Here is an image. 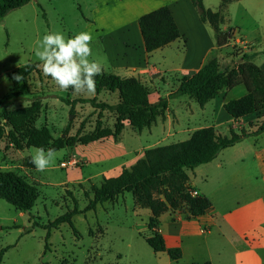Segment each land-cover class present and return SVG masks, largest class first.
<instances>
[{
  "label": "rangeland",
  "instance_id": "1",
  "mask_svg": "<svg viewBox=\"0 0 264 264\" xmlns=\"http://www.w3.org/2000/svg\"><path fill=\"white\" fill-rule=\"evenodd\" d=\"M215 3L219 0H207L209 5ZM130 4V0H32L11 11L0 20V104L11 92H17L21 98L11 105L15 109L29 105L34 98H41L42 109L35 126L47 127L55 138L92 133L98 119L104 127L114 128L115 113L96 109L83 100L97 97L98 101L115 104L119 101L117 92L73 95L71 89H59L50 77L44 76L40 67L29 77L26 86L14 88L8 74L28 63L39 62L40 65L34 50L37 42L50 32H61L67 38L82 31L90 32L93 38L90 59L96 60L105 43L106 35L102 29L109 30L113 20L128 10ZM263 4L264 0L235 1L231 13L234 19L241 18L246 5L262 13ZM236 35L241 38L240 34ZM230 50L222 58L221 69L240 74L239 80L244 81L246 55L236 46ZM160 74L153 69L142 79L152 99L160 92L165 96L176 89L172 80L164 84ZM183 98H173L164 115L159 116L163 127L156 122L139 131L126 123L117 138L76 144L56 151L54 162L43 172L37 171L31 162L36 147L19 150L8 138L0 141V171L16 172L36 185L39 191V197L29 211L18 210L0 199V252L6 249L0 256V264H168L167 254L156 253L146 242V237L151 235L146 207L136 202L132 192L99 204L93 210L86 208L93 197V185L120 174L124 167H130L143 157L146 149L183 141L181 139L187 137L185 127H178L181 122L185 123L190 107L182 102ZM66 100L74 103L69 104ZM199 119L201 125L209 122H204L200 116ZM263 121L264 118L248 124L246 119L236 124L226 122L220 124L218 131L225 135L230 134V129L255 131ZM75 207L82 213L73 216L74 227L68 222L62 223L52 228L48 237L50 223ZM193 253L203 255L191 246L186 256L174 264H189L188 258Z\"/></svg>",
  "mask_w": 264,
  "mask_h": 264
},
{
  "label": "trees",
  "instance_id": "2",
  "mask_svg": "<svg viewBox=\"0 0 264 264\" xmlns=\"http://www.w3.org/2000/svg\"><path fill=\"white\" fill-rule=\"evenodd\" d=\"M31 1L0 0V20ZM192 2L201 20L210 23L215 29L218 46L220 48L228 46L232 39V31H222L221 12L206 8L203 0H192ZM226 2L227 0H223L222 5L224 6ZM138 26L147 53L163 48L181 37L180 29L168 6L143 14L138 19ZM245 61V74L253 83L254 90L224 103V109L236 122L256 112L259 107L264 108V72L249 61ZM38 65L39 62L28 63L9 72L8 77L13 87L26 86L29 77L38 72ZM17 75L22 77L20 81L14 78ZM239 76L234 71L224 72L218 58H213L191 76H184L179 86L168 95L152 99L149 88L139 78L103 72L102 75L95 77L96 94L102 91L117 92L119 101L109 104L98 101L97 97L83 101L89 102L101 111L108 110L115 113L114 128L104 127L101 119H98L94 132L67 138H55L47 127L35 126L42 109L41 98H34L29 105L9 111V106L21 99L17 92H11L0 104V141L8 138L10 144L19 150L25 147H42L46 150L54 148L58 151L76 144L85 145L109 137L117 138L122 134L126 123L139 131L155 124L158 117L163 116L169 108L170 99L188 95L204 107L223 90L246 85V79L240 81ZM66 102L74 103L69 100ZM263 132L264 121L253 132L245 129L236 132L230 129L229 135H223L214 126H208L195 130L186 140L148 148L144 151L143 157L130 167H124L120 174L104 178L100 185H93V197L86 210H93L99 204L111 201L126 192H132L136 202L150 209L152 213L148 222L151 235L146 237L148 245L156 253L166 252L172 260L179 261L183 255L182 249L167 247L164 236L158 231L160 217L167 211H179L188 218H196L204 215L212 206L207 196L194 194L187 170H194L200 165L210 163L222 150L235 146L249 136ZM38 197L39 191L36 185L14 171H0V199L18 210L29 211L34 207ZM79 213H82V210L75 207L74 210L55 219L47 227V236L49 237L52 228L62 223L68 222L74 227L72 218ZM5 250L0 252V256Z\"/></svg>",
  "mask_w": 264,
  "mask_h": 264
},
{
  "label": "crops",
  "instance_id": "3",
  "mask_svg": "<svg viewBox=\"0 0 264 264\" xmlns=\"http://www.w3.org/2000/svg\"><path fill=\"white\" fill-rule=\"evenodd\" d=\"M235 1L243 0H227L224 6L223 0L211 5L203 0L206 8L221 12L222 31L233 33L228 46L220 48L215 29L201 20L192 0H130L129 9L113 20L110 29H102L106 35L105 43L96 60L106 73L135 76L141 81L154 69L161 72L164 84L172 80L177 88L184 76H191L211 59L218 58L221 66L228 49L236 46L243 50L247 61L264 72V4L262 13L246 5L242 17L234 19L231 5ZM162 6L170 8L181 37L147 53L138 19ZM114 55L118 57L113 58ZM253 90V83L246 77V85L223 90L204 107L188 95L180 96L184 97L182 102L186 106L190 105L185 123L178 125L181 129L185 127L187 134L181 140L190 138L195 130L203 127L214 126L218 131L220 124L226 122L236 124L246 119L248 124L264 118L262 108L236 122L224 109L226 101ZM160 93L156 97L162 96ZM199 116L209 122L201 125ZM156 122L163 127L159 117ZM166 122H169L168 115ZM171 128L175 129L172 125ZM187 173L194 194L207 196L212 206L196 218H188L179 211L165 212L160 217L158 231L164 236L167 247L181 248L182 258L191 246L203 252V255L193 253L188 258L189 264H264V132L222 150L212 162L187 170ZM145 211L149 220L152 213L147 208ZM166 258L168 264L177 262L168 254Z\"/></svg>",
  "mask_w": 264,
  "mask_h": 264
},
{
  "label": "clouds",
  "instance_id": "4",
  "mask_svg": "<svg viewBox=\"0 0 264 264\" xmlns=\"http://www.w3.org/2000/svg\"><path fill=\"white\" fill-rule=\"evenodd\" d=\"M92 35L90 32H79L74 37L67 38L61 32L45 34L37 42L35 56L41 61L45 77L52 81L62 91L72 90L73 95H94L96 91L95 77L102 75L103 65L92 57ZM20 81L22 77H14ZM14 111L15 106H10ZM56 149L37 148L31 162L37 171H45L55 160Z\"/></svg>",
  "mask_w": 264,
  "mask_h": 264
}]
</instances>
